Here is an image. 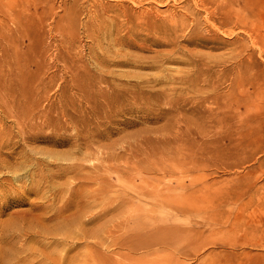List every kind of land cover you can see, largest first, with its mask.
I'll list each match as a JSON object with an SVG mask.
<instances>
[{
  "label": "rangeland",
  "instance_id": "1",
  "mask_svg": "<svg viewBox=\"0 0 264 264\" xmlns=\"http://www.w3.org/2000/svg\"><path fill=\"white\" fill-rule=\"evenodd\" d=\"M27 1L1 39L0 264H264V0L251 37L195 0H103L71 29L74 0L58 29Z\"/></svg>",
  "mask_w": 264,
  "mask_h": 264
},
{
  "label": "bare ground",
  "instance_id": "2",
  "mask_svg": "<svg viewBox=\"0 0 264 264\" xmlns=\"http://www.w3.org/2000/svg\"><path fill=\"white\" fill-rule=\"evenodd\" d=\"M22 1L27 0H0V30L1 27H4L5 24H8L9 27H5L8 32H11L10 37L4 35L2 37L0 32V50L1 52H4V49L1 46V39L6 41V44L11 46L14 45L16 38L18 35L22 36V32L26 35L25 28L28 27L29 23H33L30 19L34 14L39 13V9H41V5L38 2H35L33 4L32 10H34V13L27 12L23 7H21ZM50 4L49 9V15L47 17H51V19H54L55 22V28L58 29V24L56 17L58 16V10L60 7L66 4L69 0H46ZM168 1V0H167ZM73 6H70L71 9V15L72 17H69L68 23L64 25V28L71 29L76 26L78 22V18L80 15H84V17H89L90 20L104 17V14L106 16L109 15V11H111V6L108 4V2L103 0H74L72 1ZM234 0H195V8L198 11H201L202 9L207 12V14L211 15V17H207V23H210L214 30H220L221 26H228L230 30H233L238 25L242 26V29L248 34V36H252L254 32V28L252 26L253 17H251L250 14V5L249 1L245 0L243 2L242 0H236L237 4L244 3V14L241 16L239 12L236 11V9L233 7ZM26 4V3H25ZM145 10L142 11L144 17H158L157 15H153L149 12L148 7H144ZM123 10V14L125 17L128 16L127 11L125 8L121 9ZM157 11V9H155ZM243 11V10H242ZM114 15L111 17H117L118 14H116V11H113ZM28 16V17H27ZM122 16V14H120ZM186 16L189 17V14L186 13ZM182 18L180 21L181 25H184L185 22L188 20L187 17ZM39 17L37 21L40 24V28L44 26L43 21L45 18ZM217 19V22L219 24L215 23V20ZM11 23V24H10ZM175 23V21H173ZM230 33H234L233 31ZM28 34V33H27ZM27 36V35H26ZM215 37L217 39H220L218 35L216 34ZM262 38V36H260ZM223 42V41H222ZM233 43V42H232ZM243 50L247 51L246 54V60H240V63L242 64L241 70L239 71V76L244 77V74H246V69L248 71L250 64H251V54L248 53L249 48L244 44ZM2 52V54H3ZM6 57V55H4ZM14 60L16 64H23V60H29L27 55H24V58H21V55L19 54L18 50L14 51ZM245 66V68L243 67ZM75 215L70 216L69 218H74ZM29 260V259H28ZM27 260V262H28Z\"/></svg>",
  "mask_w": 264,
  "mask_h": 264
}]
</instances>
